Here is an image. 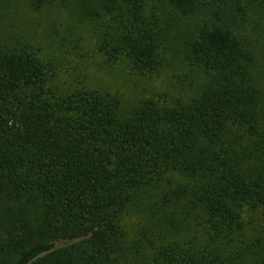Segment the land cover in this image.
I'll return each instance as SVG.
<instances>
[{
  "label": "trees",
  "instance_id": "16d2710c",
  "mask_svg": "<svg viewBox=\"0 0 264 264\" xmlns=\"http://www.w3.org/2000/svg\"><path fill=\"white\" fill-rule=\"evenodd\" d=\"M29 2L174 82L65 77L0 10V264H264V0Z\"/></svg>",
  "mask_w": 264,
  "mask_h": 264
},
{
  "label": "rangeland",
  "instance_id": "374dc122",
  "mask_svg": "<svg viewBox=\"0 0 264 264\" xmlns=\"http://www.w3.org/2000/svg\"><path fill=\"white\" fill-rule=\"evenodd\" d=\"M0 7L1 11L4 9V28L54 55L56 65L65 77L86 75L90 86L117 90L125 96L139 89L132 88V83H147L152 91H172L174 81L168 70L150 79L132 80L124 63L105 60L95 51L89 37L76 28L77 22L71 21L67 11L60 6L36 9L29 0H3Z\"/></svg>",
  "mask_w": 264,
  "mask_h": 264
}]
</instances>
